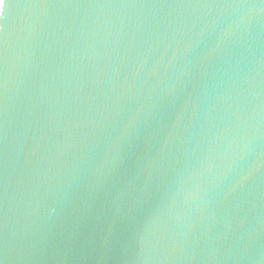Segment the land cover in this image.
Here are the masks:
<instances>
[{"label": "water", "instance_id": "obj_1", "mask_svg": "<svg viewBox=\"0 0 264 264\" xmlns=\"http://www.w3.org/2000/svg\"><path fill=\"white\" fill-rule=\"evenodd\" d=\"M2 264H264V0H4Z\"/></svg>", "mask_w": 264, "mask_h": 264}, {"label": "snow or ice", "instance_id": "obj_2", "mask_svg": "<svg viewBox=\"0 0 264 264\" xmlns=\"http://www.w3.org/2000/svg\"><path fill=\"white\" fill-rule=\"evenodd\" d=\"M4 0H0V17L3 16L4 14ZM0 264H2V262H0Z\"/></svg>", "mask_w": 264, "mask_h": 264}]
</instances>
